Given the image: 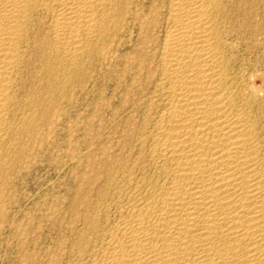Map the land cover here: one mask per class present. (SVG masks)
I'll return each mask as SVG.
<instances>
[{"label":"bare ground","instance_id":"1","mask_svg":"<svg viewBox=\"0 0 264 264\" xmlns=\"http://www.w3.org/2000/svg\"><path fill=\"white\" fill-rule=\"evenodd\" d=\"M64 152V233L19 264H264V0H0V251L14 178Z\"/></svg>","mask_w":264,"mask_h":264},{"label":"rangeland","instance_id":"2","mask_svg":"<svg viewBox=\"0 0 264 264\" xmlns=\"http://www.w3.org/2000/svg\"><path fill=\"white\" fill-rule=\"evenodd\" d=\"M106 83L107 82L104 83V89H103V92H106V94L105 93H103V94H105L107 96L108 91H106L107 90ZM93 90L94 89L92 86L89 87L86 91V94L83 95V97H80L78 99V103L75 106V108L72 107L70 109V113L72 116L77 114L75 116V118L73 117V120L75 119L74 120L75 124L74 123L70 124L69 125L70 128L65 126V128H63L62 132H60L61 140L59 142L62 144V150L68 151L70 154H75L73 151H75L77 149L81 150V149H79L80 146L78 144H76V142H75L76 138H78L80 143L83 144L84 138H86V141H88V138L90 137L89 125L87 124L88 121L85 122L84 120H82V117L83 118L89 117L88 119L91 118L90 114L92 111L91 104H92V98H93ZM89 96H91V97H89ZM81 99H83L84 101L83 100L81 101ZM88 99H89V101H88ZM113 103H116V102L113 101ZM81 108H82V110H81ZM82 111H83V114H82ZM80 112L82 114V117H81ZM78 115H80L81 118L77 117ZM106 116L107 115H103L102 126H101L102 132L103 133L105 132L104 137H106V135H107L106 133L108 132V130L112 129L115 125V120L109 118V116H107V117ZM111 116H112V118L114 117V115L112 113H111ZM109 125H111L113 127H110ZM74 128L77 129V131L75 133L72 130ZM82 134H83V136H82ZM76 135H77V137H76ZM65 139L68 140L69 145L66 144L67 140H65ZM62 158H64V159H62ZM67 158H69V159H67ZM70 158H71V155H66L65 152L63 155H59V154L55 155L54 153L50 154V156L48 157V160L39 159L24 175L20 176V178L18 177L17 179L14 178V209L16 208L14 210V227L15 228H14V234H12L11 239L8 241V243L6 245L1 247L2 250L0 252L2 253L1 255L4 256V258H3V260H0V264H7V263L8 264H19L20 263L18 261L20 258L19 252H21V247L23 248V250H27V247H26L27 244L25 242H21L18 239L19 233H27V232L28 233H42V234H37L36 236H34L35 240L39 239V242H40L39 245H35V247L37 246L36 251H38L37 253L39 255H42V251H43L42 247L50 245V239L54 236V233H64V231H62V229L60 228V225L62 224L60 222L62 220V219H60L62 217V214H61V216H53V218L50 221H48L46 218V215L44 214L43 208L45 206L49 205V203H51L52 200L50 199V195L51 196H57V198H59V201H56L55 203H53V204H55L56 208L59 207V210L62 206L66 205L68 203L67 201H69V199L73 196V190L75 189V185H76L75 180H74V176L76 173L78 162L77 161L74 163L69 162ZM52 159L54 162L52 161ZM62 160H63V162H62ZM65 160H66V162H65ZM48 161H50V162H48ZM67 161L69 162L68 164H66ZM71 164H72V166H71ZM67 168H69V169L66 170V172H65V169H67ZM21 177L23 178L22 180H21ZM55 181L56 182L59 181V182H57V184H56ZM54 182L56 185L54 184ZM52 188H54V189H52ZM19 189H21V190H19ZM50 189H52V190H50ZM56 193H57V195H56ZM70 195H72V196H70ZM32 200H34V201H32ZM40 204H41V206H40ZM17 207H18V209H17ZM36 210L40 211V212H37ZM28 212H29V215H28ZM37 214H40V215H37ZM33 215L34 216L36 215V216L34 217ZM38 216H40V218ZM42 216H44V217H42ZM36 217H37V220H36ZM39 219H40V221L42 219L41 223L39 222ZM35 220L38 221V223H36ZM38 224H40V225H38ZM44 224H46V226ZM30 225H32V226H30ZM42 236H43V238H42ZM17 242H18V244H17ZM19 242H20V244L23 245V243H24L25 245H23V246L21 245V247H20ZM29 247H32V245L29 244ZM29 247H28V249H29V251H31V248H29ZM5 253H7L6 257H5ZM1 261H3V262H1Z\"/></svg>","mask_w":264,"mask_h":264}]
</instances>
